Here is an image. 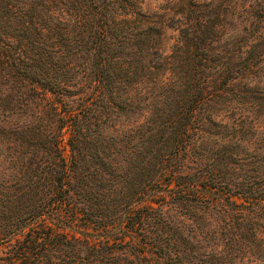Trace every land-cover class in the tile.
<instances>
[{"label":"trees","instance_id":"trees-1","mask_svg":"<svg viewBox=\"0 0 264 264\" xmlns=\"http://www.w3.org/2000/svg\"><path fill=\"white\" fill-rule=\"evenodd\" d=\"M209 19L164 53L138 0H0V264L264 259L258 124L243 137L208 107L264 116L260 57L212 79ZM77 220L108 235L65 228Z\"/></svg>","mask_w":264,"mask_h":264},{"label":"rangeland","instance_id":"rangeland-1","mask_svg":"<svg viewBox=\"0 0 264 264\" xmlns=\"http://www.w3.org/2000/svg\"><path fill=\"white\" fill-rule=\"evenodd\" d=\"M190 0H138V7L144 17L152 21V25L157 27L162 33L160 36V45L164 53H168L172 45L177 41L180 28L188 26L187 18L192 15L203 14L209 15L208 22H212L208 29L207 45L203 54H207L213 60L209 62L208 73H211L212 79L219 78L215 69L226 70L227 73L236 75L243 70L244 66L250 61L258 63L260 57V66L255 71L256 76L252 79L258 80L256 86L264 87V27L258 22L259 17L264 15V0H193L194 4L191 9L188 8ZM249 5V6H248ZM182 7L185 10L182 12ZM188 10V11H187ZM250 12V13H249ZM253 13V14H251ZM262 32V34H260ZM246 49L248 51H246ZM260 53V54H259ZM262 61V62H261ZM255 72V73H256ZM231 77V76H229ZM235 94L247 95V79L244 77L234 78ZM225 83V82H224ZM219 84L220 87L224 84ZM234 86V85H233ZM262 96L264 93H257ZM228 96H233L232 94ZM208 105L209 109L220 113V115L234 127L238 122L241 129L245 132L243 137H248L253 130L252 121L255 119L259 131L256 136L259 138L256 145L264 147V116L256 113L249 114L247 105L244 102L231 104L230 107L224 106L221 99L212 101ZM242 137V135H241ZM256 147V146H255ZM67 153V149H65ZM0 159L3 160L0 153ZM3 165L8 162L3 161ZM169 212L173 219L182 221L188 225V219L178 208L169 207ZM261 223V221H260ZM188 227V226H187ZM67 230L75 231L77 234H87L91 239H102L108 235L107 232L98 229L81 220H77L73 226L65 227ZM264 232V224L261 228ZM239 264H264V259H248Z\"/></svg>","mask_w":264,"mask_h":264}]
</instances>
